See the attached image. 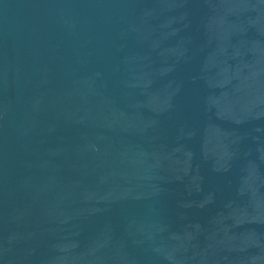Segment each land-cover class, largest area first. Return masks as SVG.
I'll list each match as a JSON object with an SVG mask.
<instances>
[{"label":"water","instance_id":"95a60500","mask_svg":"<svg viewBox=\"0 0 264 264\" xmlns=\"http://www.w3.org/2000/svg\"><path fill=\"white\" fill-rule=\"evenodd\" d=\"M0 264H264V0H0Z\"/></svg>","mask_w":264,"mask_h":264}]
</instances>
